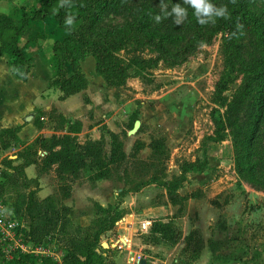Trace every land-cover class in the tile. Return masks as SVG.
I'll return each mask as SVG.
<instances>
[{"label": "rangeland", "instance_id": "1", "mask_svg": "<svg viewBox=\"0 0 264 264\" xmlns=\"http://www.w3.org/2000/svg\"><path fill=\"white\" fill-rule=\"evenodd\" d=\"M106 1L102 10L107 9L111 0ZM175 2L182 3V0H173L172 4ZM213 2L218 7L228 6L227 0ZM245 2V7L260 19L264 26V0ZM43 3L44 0H2L0 10L19 19L23 6L32 14L35 8L41 7ZM227 9L228 18H218L215 23L203 25L204 32L211 33L208 42L200 40L199 43L194 42L190 47H185L181 50L180 57L173 59L175 64H167L163 62L164 59L161 60L159 67L154 71L152 83L132 73L127 84L108 86L106 80L95 72V58L90 57L85 63V70L90 76L91 96L97 93L100 95L99 100L110 103L109 106L101 103L98 112L95 108L89 109L87 124H107L104 122L110 120L111 124H131L132 128L133 124L141 121V124H146V131L141 138L149 139L153 135L163 144L152 160L148 158L150 151H144L141 156L134 155L121 163L115 162L108 171L97 175L89 172L86 178L79 180L83 184L92 176V180L95 179L93 181L108 178L101 181V187L104 190H117V199L113 203L118 200L124 202L121 209L122 218L115 223L113 230L105 232L101 237V242L106 245L119 243L122 247L110 245L105 249L101 245L104 264H141L142 258L147 260V264H174L175 256H183L181 247L174 249L175 246L167 243H154L148 238L150 233H143V230L147 229L144 219H147L146 215L158 214L156 207H162L165 214L160 215V218L175 217L174 221L183 234H190L189 246L185 247L186 251L190 252L181 257L183 263L193 261L194 253L191 250L202 248V236L204 232H208L216 240L218 248L231 250L233 253V257L225 258V261L244 262V258L248 257L246 263L264 264V191L243 180L237 167L234 137L230 129L222 126L227 119L229 104L237 95L247 72L264 63V45L258 35H254L252 25L248 27L246 23H236L233 20L234 6ZM188 11L193 17V10L189 8ZM124 24V16L111 15L108 21V25L113 27ZM214 32L217 34L213 35ZM53 42L54 38L51 36L41 39L38 43L29 44L28 52L35 57L28 68L32 80L26 87L22 81L19 85L16 83L17 76L8 58L0 59V118L9 116L11 118H8V122L11 123L13 119L15 122L19 116L12 106L15 107L25 94L31 90L46 94L49 88L47 79L54 72L49 53ZM224 86L226 89L222 91ZM27 88L31 90L28 91ZM89 96L86 95L87 99ZM36 118L44 128H33L27 141L21 140L16 129L0 131V167L4 160L13 159L12 156L17 154L29 155L35 159L40 157L41 149L34 142L40 135L51 136L60 121L55 111H45L43 107L34 111L30 123ZM150 124H155L156 129ZM127 128L129 129L128 126ZM136 128L133 127L131 133H134ZM31 141L33 142L28 145ZM107 149L110 151L109 147ZM206 162L209 169L200 174L201 170L198 169L203 164L206 165ZM192 165L196 166L195 169ZM155 168H158L161 182H164V178L173 180L181 177V194H197V198L182 205L170 206L163 188L151 186L141 192L155 174ZM56 183V201L59 205H64L67 198L60 187L63 183L60 179H57ZM122 187L126 192H133L124 200L121 197L118 199V190ZM11 196L7 195L6 198L11 200ZM0 200L6 209L7 222L17 223V226L11 229L13 240L8 244H29L28 240H31L28 239V222L13 218L3 198L0 197ZM90 208H93V203L84 210ZM97 212L98 222L101 217L105 218L106 214L100 208ZM74 216L72 212L71 219L76 225ZM5 231L0 227V239ZM137 238L140 240L137 241ZM123 240H127L131 247L126 248ZM40 245H44L54 254L44 255L40 260L52 258L54 264H63L51 237ZM3 248L6 247L0 243V262L9 263L19 256L18 252L7 256Z\"/></svg>", "mask_w": 264, "mask_h": 264}, {"label": "trees", "instance_id": "2", "mask_svg": "<svg viewBox=\"0 0 264 264\" xmlns=\"http://www.w3.org/2000/svg\"><path fill=\"white\" fill-rule=\"evenodd\" d=\"M102 1L44 0L42 6L35 8L32 14L23 6L19 19L0 10V55H9L14 72L26 81L33 59L28 52L29 44L48 39L49 35L53 36L62 30L66 36L56 40L49 51L54 71L50 87L59 89L63 93L61 99H66L88 88L89 79L82 68V62L90 56L96 60L98 75L109 86L127 84L132 73L152 83L154 71L161 60L175 64L173 59L180 57L182 49L190 47L194 42H208L211 39V33L204 32L203 25L200 26L190 12L187 20L180 25L174 22L173 17L157 23L154 17L160 14L161 0H111L105 10L101 8L106 6L107 1ZM164 2L169 8L173 5V0ZM227 5L228 8L234 6L233 20L246 23L248 27L252 25L254 35H258L264 45L263 23L245 7V0H227ZM69 15L74 16L72 26L65 25ZM111 15L124 16L125 24L120 27L109 26ZM48 17H53L55 21V29L52 28L49 34L33 28L34 24L37 26ZM251 69L253 71L247 72L246 79L229 104L227 119L222 126L230 129L234 137L237 167L243 180L264 191V63ZM53 111L58 114L60 121L55 133L49 137L40 135L34 142L46 155L41 162L38 158L23 156L24 162L18 165L12 159L4 160L0 167V197L13 218L28 222V239L35 245L43 244L48 237L53 239L57 252L62 255L63 264H104V256L98 251L101 237L122 218L120 206L107 209L100 207L106 216L101 217L92 227L75 225L71 219L73 210L65 204L59 205L56 196L46 199L38 197L39 181L30 179L25 169L32 163L39 165L40 173L56 167L57 176L63 183L61 189L64 197L69 198L73 183L85 178L87 171L102 173L108 171L115 162L121 163L129 158L124 151L122 135L107 131L112 139L110 151L107 149L105 133L100 139H90L83 144L79 139L83 122H71L57 109ZM35 123L43 127L38 118ZM13 129L19 132L21 127L6 128L4 132ZM151 145L152 160L163 144L154 139ZM141 147V142H137L132 156L137 155ZM192 167L195 169L196 166ZM199 168L203 172L209 167L206 162V165ZM155 170L148 184L156 183L165 187L170 201L174 205H182L188 199L179 193L183 179L164 178V182H161L158 168ZM126 193L124 190L121 196ZM11 194L13 199L6 198ZM192 196L197 197V194ZM182 236V230L172 220L155 222L148 238L154 243L174 246ZM0 264H54V261L52 258L40 260L32 254H20L13 261Z\"/></svg>", "mask_w": 264, "mask_h": 264}, {"label": "crops", "instance_id": "3", "mask_svg": "<svg viewBox=\"0 0 264 264\" xmlns=\"http://www.w3.org/2000/svg\"><path fill=\"white\" fill-rule=\"evenodd\" d=\"M53 19V20H51ZM47 22H41L39 23L37 26H33V28L35 27L36 30L44 32L49 34L51 32V28H54V18L53 17H48ZM52 21V22H50ZM48 24V25H47ZM66 34L65 32H63L62 30L58 31L57 33H55L52 37L54 38V42L56 40H60L63 37H65ZM49 37H51L49 35ZM53 42V44H54ZM32 57H35L32 54ZM93 57V56H90ZM90 57H88L85 61L82 62V68L86 74V76L89 79V86L86 90H83L82 92H79L77 94L71 95L66 99H61L62 96V92L59 89L56 88H51L50 87V80L53 77V74L47 79L48 82V91L46 92V94H38L35 90H31L28 89V91H30L29 93L25 94L22 99L19 102V105L15 107L12 106L13 110L15 108V113L19 116V118L14 122L13 119V123H9V119L11 117H6V118H0V131L6 129V128H15V127H21L20 131H19V137L21 138V140L23 141H27L29 140V135L31 132H33V128L37 127L38 129L40 128V130H43L44 126L42 127H38L36 125V120H34L33 123V113L34 111H36L38 108L43 107L45 111H51L53 109H57L59 113L63 114L69 121L74 122L76 120H81L83 122V130L79 135V139L81 143H86L88 140L93 139V140H98L102 137L103 133L106 134V140H107V147H109L111 149L112 146V139L110 137V135L108 134V130L109 131H113L117 134L122 135V140L124 142V151L126 152V154L128 155V157L130 158L132 156L133 153H135V148L137 145V142H141L142 147L140 149V151L137 153V156H141L142 153L144 151H150L149 152V159L151 158L152 154H153V149H152V143L153 140L155 139V136L151 135L149 137V139H143L141 138V135L143 134V132L146 131V124H140L139 128L134 132H132V128L135 127L136 124H133V127L130 128L131 124H127V126L129 127V129L127 128L126 124H111L110 120H107L104 123L107 124H87L88 123V110L90 109H94L95 111L98 112L100 109H98V107L100 106L101 103H105L104 101L99 100L100 95H97V93L95 94V96H91V92L89 91V87L91 86L90 83V76L89 74L86 72L85 70V63L88 59H91ZM8 58L9 64L13 70V67L10 63V57L7 54H3L0 55V59H6ZM94 58V57H93ZM34 59V58H33ZM96 63V62H95ZM95 68V72L97 74L96 71V66H94ZM31 72H29L28 74V79L22 80L20 79L17 75V81L16 83H23V85L26 87L30 84L31 80H32V74ZM46 82V83H47ZM107 84V82H106ZM108 85V84H107ZM109 86V85H108ZM88 95H90L87 99ZM110 103H105L104 106H109ZM17 107V109H16ZM31 107V108H30ZM97 108V109H96ZM8 109V108H7ZM13 111V112H14ZM9 118V119H8ZM37 119V118H36ZM25 120V121H24ZM142 123V122H141ZM150 126L153 129H156L155 124H150ZM106 128V129H105ZM151 132V131H150ZM42 133V132H41ZM55 133V130L53 131V134ZM124 133H127L126 135H124ZM52 134V135H53ZM48 136V135H47ZM39 137V136H38ZM49 137V136H48ZM31 142H28V145ZM9 148V147H8ZM40 157L38 158L39 162H41V160L44 158V156L46 155V152H44L43 150H40ZM14 160V164L18 165L24 162L25 158L23 156L20 155H14L12 156ZM11 159V158H9ZM113 165V164H112ZM111 165V166H112ZM209 169V168H208ZM208 169H206L205 171L201 172L200 174H204V172L206 173L208 171ZM27 176L30 179H34V180H38L40 187L38 190V197L41 199H46L50 196H57V172H56V167L53 168L52 170H50L49 172H45V173H40L39 172V165L36 163H32L30 165H28L25 169ZM92 172L93 175H97L98 172L97 171H87V173ZM93 177V176H92ZM92 177H88L89 179H87V183H83L81 184L80 181L78 180L77 182L73 183V189H72V193L71 196L66 200L65 205L69 206L72 210H73V214L75 215V223L76 225L82 226L84 228H89L95 225V223L97 222L98 219V209L100 207L102 208H110L111 206H116L119 205L120 209L122 208V204L124 202L121 201H117L116 203H113L115 201V199H117V190L115 189H107L104 190L101 187V184L103 180H107L108 178H103L97 181H93L95 179L92 180ZM86 178V175H85ZM171 179V178H170ZM168 178V180H170ZM151 186H155L158 187L159 189L163 188L165 189L164 193L166 194V198H167V202L170 204V206H177L174 205L170 199H169V195H168V191L165 187H162L156 183H150L148 185H146L143 189L146 190V188L151 187ZM61 187V186H60ZM125 190V188H120L118 190L119 194H118V199L119 197L123 198V200L128 197L130 194H133V192H127L125 196H121V192H123ZM139 194V192H136ZM179 193L180 189H179ZM12 195V194H11ZM181 196H184L181 194ZM13 195L11 196V199H13ZM188 197V199L185 201H189L193 198H197V197H193L192 195L190 196H185ZM93 203V208L90 210H84L85 207H89V204ZM95 203V205H94ZM155 211L158 214H155V216H147V219H144L145 223H147V229L143 230V233H150L153 224L157 221H163V222H169V221H174L175 217H171V218H160V215H165L164 212H162V207H156ZM77 213V215H76ZM175 222V221H174ZM176 223V222H175ZM118 229V228H116ZM113 230V229H111ZM107 232H110L107 231ZM103 236V235H102ZM126 236V235H125ZM190 234L189 233H184L181 240L179 241V243H177L176 245H174V249H177L178 247H181L182 251L185 253L190 252L189 250L186 251L185 247L189 246V242L188 240H190L191 238H189ZM129 238V237H127ZM203 243H202V248H194V250L192 249V254L191 257L193 258L192 262H189L187 264H253V262L251 263H246L245 261H247L248 257L244 258V262L243 261H238V260H233L231 262L225 261V257H233L231 255H233V253L231 252V250H224L222 248H218V246L216 245L215 241L212 238V235L209 234L208 232H204L203 236ZM140 239L137 238V241H139ZM103 241V240H102ZM124 243V245H126V248L131 247L129 246V242L127 240H123L122 241ZM130 242L132 245V240L130 238ZM166 244V243H165ZM101 245L105 247H109L110 245H112L113 247L118 246V247H122L121 244H110V245H106L104 242H101ZM101 247V246H100ZM100 247L98 248V251L100 253ZM57 252V251H56ZM61 258L62 255L57 252ZM104 254V253H102ZM183 256H175V258L173 259V263L174 264H185L183 263V259H181V257Z\"/></svg>", "mask_w": 264, "mask_h": 264}, {"label": "clouds", "instance_id": "4", "mask_svg": "<svg viewBox=\"0 0 264 264\" xmlns=\"http://www.w3.org/2000/svg\"><path fill=\"white\" fill-rule=\"evenodd\" d=\"M189 8L193 10V15L200 25L215 23L218 18H228L227 7H218L213 0H182V3L175 2L171 8H169V5L164 0H161L160 14L155 15L154 19L159 23L162 19L173 17L174 22L180 25L187 20ZM73 24L74 16L69 15L65 19V25L72 26Z\"/></svg>", "mask_w": 264, "mask_h": 264}, {"label": "built area", "instance_id": "5", "mask_svg": "<svg viewBox=\"0 0 264 264\" xmlns=\"http://www.w3.org/2000/svg\"><path fill=\"white\" fill-rule=\"evenodd\" d=\"M17 226L16 222H7L6 220V209L4 207V204L2 200H0V227L5 229V234L0 239V243L6 247L3 248V251L9 256L10 254H14V252H18V254H32L38 259H41L44 255L52 254L51 251L47 250V248L44 245H35L33 242L29 241V244H19L13 242L10 243L12 245H9L8 242H11L13 240V234L11 232V229H14ZM9 245V246H6ZM13 252V253H12ZM54 255V254H52ZM60 258V257H59Z\"/></svg>", "mask_w": 264, "mask_h": 264}, {"label": "water", "instance_id": "6", "mask_svg": "<svg viewBox=\"0 0 264 264\" xmlns=\"http://www.w3.org/2000/svg\"><path fill=\"white\" fill-rule=\"evenodd\" d=\"M135 124H136V125H135V128H136V127L139 128V126H140V124H141V121H137ZM138 124H139V126H138ZM136 129H137V128H136ZM140 263H141V264H147V260L144 259V258H142V259L140 260Z\"/></svg>", "mask_w": 264, "mask_h": 264}, {"label": "bare ground", "instance_id": "7", "mask_svg": "<svg viewBox=\"0 0 264 264\" xmlns=\"http://www.w3.org/2000/svg\"><path fill=\"white\" fill-rule=\"evenodd\" d=\"M138 126H139V124H138Z\"/></svg>", "mask_w": 264, "mask_h": 264}]
</instances>
